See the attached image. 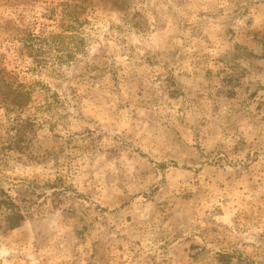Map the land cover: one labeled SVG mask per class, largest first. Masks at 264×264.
Here are the masks:
<instances>
[{
	"label": "rangeland",
	"instance_id": "rangeland-1",
	"mask_svg": "<svg viewBox=\"0 0 264 264\" xmlns=\"http://www.w3.org/2000/svg\"><path fill=\"white\" fill-rule=\"evenodd\" d=\"M0 264H264V0H0Z\"/></svg>",
	"mask_w": 264,
	"mask_h": 264
}]
</instances>
